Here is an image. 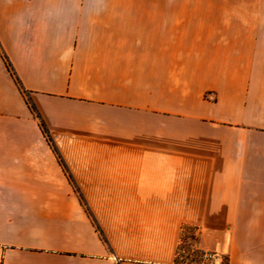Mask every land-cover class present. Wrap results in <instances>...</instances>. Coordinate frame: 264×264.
<instances>
[{
  "label": "crops",
  "instance_id": "0c3cea01",
  "mask_svg": "<svg viewBox=\"0 0 264 264\" xmlns=\"http://www.w3.org/2000/svg\"><path fill=\"white\" fill-rule=\"evenodd\" d=\"M65 1L0 0V264H191L188 228L264 264V54L158 50L134 8Z\"/></svg>",
  "mask_w": 264,
  "mask_h": 264
},
{
  "label": "rangeland",
  "instance_id": "374dc122",
  "mask_svg": "<svg viewBox=\"0 0 264 264\" xmlns=\"http://www.w3.org/2000/svg\"><path fill=\"white\" fill-rule=\"evenodd\" d=\"M94 5H125L126 30L159 40L158 50L216 52L240 56L238 66H261L264 54V0H77ZM65 3L67 1L61 0ZM132 13L134 17L130 18ZM135 19L130 22L128 20ZM256 47L257 57L253 61ZM193 229L183 231L179 260L214 264L196 245Z\"/></svg>",
  "mask_w": 264,
  "mask_h": 264
}]
</instances>
